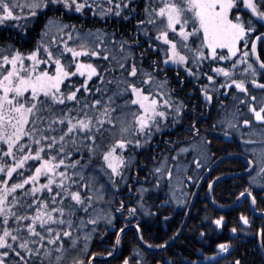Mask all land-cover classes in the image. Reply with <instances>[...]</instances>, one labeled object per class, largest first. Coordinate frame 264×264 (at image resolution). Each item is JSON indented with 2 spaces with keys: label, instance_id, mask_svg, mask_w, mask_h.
<instances>
[{
  "label": "snow or ice",
  "instance_id": "obj_1",
  "mask_svg": "<svg viewBox=\"0 0 264 264\" xmlns=\"http://www.w3.org/2000/svg\"><path fill=\"white\" fill-rule=\"evenodd\" d=\"M0 26L23 41H0V264H108L117 252L119 264H244L236 240L254 221L243 212L211 255L226 221L207 206L190 228L200 248L173 250L187 219L145 239V218L173 204L195 219L202 181L217 205L212 173L241 159L234 203L261 214L264 249V139L250 138L264 129V0H0ZM233 141L234 153L216 147ZM157 249L171 255L149 261Z\"/></svg>",
  "mask_w": 264,
  "mask_h": 264
},
{
  "label": "trees",
  "instance_id": "obj_2",
  "mask_svg": "<svg viewBox=\"0 0 264 264\" xmlns=\"http://www.w3.org/2000/svg\"><path fill=\"white\" fill-rule=\"evenodd\" d=\"M68 18L69 17H66V19ZM71 19L73 20V22H76L74 15L71 16ZM87 23L90 25L92 22L88 21ZM132 23H134V21ZM42 26L43 18H41L39 23L33 22L30 25V27L34 29V31L31 33V38H35L36 33ZM95 26L101 28L107 27L109 31L114 28L131 27V25L129 24H120L113 21H109L107 25H105L103 21H99L98 23H96ZM10 35L13 37V40L10 42H15L17 46H20V44L23 43V41L20 40L17 36V32L15 30L11 29L10 27L0 26V41L6 39ZM25 39H28V37H25ZM24 47L27 48L28 45L24 44ZM169 75L172 74L169 73ZM191 99L194 103L197 102L195 95H193ZM173 135H175V133H173ZM225 146L227 147L229 152L234 153L237 150L236 142L223 146L221 144H216V147ZM213 150L216 149L214 148ZM147 154L149 156L148 152L141 153V159L147 157ZM217 155H223V153L218 152ZM147 163L151 164L152 162L151 160H148ZM239 163H243V160H225L224 163L220 164L217 170L212 173V176H225L229 173H233V171L238 172L239 168L234 166ZM221 173H223V175H221ZM208 179H211V177H208ZM202 183L204 184V187L200 189V198L197 199L195 207L192 208V217H194L195 219L187 218V223L185 225L183 234L178 240L175 241L173 250L184 252L185 249L189 247V244H191L195 248H200L202 246L198 242L197 231H191L190 228L194 224L201 222L202 218L206 214L204 208L205 206H207V214L211 215L212 217L223 215L225 217L226 226L223 229L216 230L214 233L211 234V241H209L208 244L204 245L205 251L208 252L209 255H211V249L214 248V243H212V241L218 242L221 239L230 238L233 235L230 232V228L235 225L239 214L243 212L244 214L248 215L250 219L254 221V223L252 229L249 231V234H241L240 238L236 240L238 253H243L244 264H264V249L260 247V237L255 234V229L258 228L262 223L261 216H255L250 210L249 202L243 199L239 202L235 209L226 210L224 212L215 210L212 206L208 204L207 200H204L202 198L204 192L207 191L206 183ZM236 184H239V181H234L230 177L220 180V183L216 185L215 192L213 193L216 198L217 205H223V207H228L234 203L235 197L233 193H237L239 191V189L235 186ZM258 206L264 207V204H261L259 197ZM183 211L184 210H174L171 205L170 208L161 209L158 217L147 218V224L145 225V239H149L152 243H160L162 240L168 239V237L172 235V232L177 227H180V222L184 219ZM163 216H169V219L167 221H164L162 219ZM204 225L205 227H207L208 222L205 221ZM150 228L154 230V233L149 232ZM112 238L114 239V237ZM123 241L124 243L121 246V252H123L124 255H128L126 254L128 252L127 250L132 249L133 245L137 243V241L133 238V233L131 229L123 237ZM92 247L94 251H102L100 245L93 244ZM235 254L237 253H234V255ZM162 255H171V252L167 254L162 252H151V255H149L148 259L149 261H151L153 256ZM119 259L120 253L114 260L108 261V264H119ZM221 264H223V262H221Z\"/></svg>",
  "mask_w": 264,
  "mask_h": 264
},
{
  "label": "flooded vegetation",
  "instance_id": "obj_3",
  "mask_svg": "<svg viewBox=\"0 0 264 264\" xmlns=\"http://www.w3.org/2000/svg\"><path fill=\"white\" fill-rule=\"evenodd\" d=\"M187 91V90H186ZM250 138L252 139V140H255V141H257V142H259L261 139H264V129H261L259 126H257V125H254L253 126V130L251 131V133H250ZM157 141H159L160 140V137H157ZM233 142H235V141H233ZM232 142V143H233ZM223 146V145H222ZM163 147V145L161 144V148ZM226 147V146H225ZM255 150L257 151V153L261 150V145L259 144V143H257L255 146ZM156 151L157 152H159L160 151V149H156ZM213 151H215V150H213ZM149 155H150V153H149ZM147 156H148V154H147ZM242 160V159H241ZM152 162V161H151ZM229 174H233V173H229ZM226 178H229V177H226ZM231 178V177H230ZM225 179V178H224ZM221 180H223V179H221ZM203 182V181H202ZM242 200V199H241ZM239 204V203H238ZM210 205V204H209ZM237 207V206H236ZM249 207H250V204H249ZM255 216H261V215H255ZM146 220H147V218H145ZM117 227H119V222H117ZM110 231H114V229H111ZM149 232L150 233H154V230L153 229H151L150 228V230H149ZM98 239V238H97ZM94 245H96V243H93ZM108 246V243H107V241L105 242V244L104 245H100V248L103 250V248L104 247H107ZM129 249V248H128ZM120 251H122V249H120ZM128 252L126 253V254H129V252H131L132 251V249H129V250H127ZM157 252H160V251H157ZM120 252H117L116 253V257H117V255L119 254ZM110 260H114L113 258H110V259H108L107 261H110Z\"/></svg>",
  "mask_w": 264,
  "mask_h": 264
},
{
  "label": "water",
  "instance_id": "obj_4",
  "mask_svg": "<svg viewBox=\"0 0 264 264\" xmlns=\"http://www.w3.org/2000/svg\"><path fill=\"white\" fill-rule=\"evenodd\" d=\"M205 175H207L206 173H205ZM232 176V174H228V175H225V176H221V179H224V178H226V177H231ZM202 183V182H201ZM207 202H208V204H210V206H212L215 210H217V211H220V212H224V211H226V210H232V209H235L236 208V206L238 205V203H233L231 206H228V207H222V208H219V207H217V205H214V204H212L210 201H208L207 200ZM250 210H251V206H250ZM252 212V211H251ZM253 213V212H252ZM254 215H261L260 213H255ZM185 219H187V218H185V216H184V219L183 220H185ZM157 251H160V250H152V252H157ZM101 259H103V260H108V259H110V258H108V257H104V258H101Z\"/></svg>",
  "mask_w": 264,
  "mask_h": 264
},
{
  "label": "rangeland",
  "instance_id": "obj_5",
  "mask_svg": "<svg viewBox=\"0 0 264 264\" xmlns=\"http://www.w3.org/2000/svg\"><path fill=\"white\" fill-rule=\"evenodd\" d=\"M188 158L191 159V156H189ZM175 182H176V180H175V178H174L173 183H175ZM172 207H173L174 210H181V211L183 210L182 207L177 206V205H175V204H173ZM184 228H185V227H184Z\"/></svg>",
  "mask_w": 264,
  "mask_h": 264
}]
</instances>
